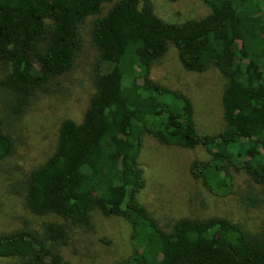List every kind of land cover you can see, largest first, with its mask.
Segmentation results:
<instances>
[{"label": "trees", "instance_id": "1", "mask_svg": "<svg viewBox=\"0 0 264 264\" xmlns=\"http://www.w3.org/2000/svg\"><path fill=\"white\" fill-rule=\"evenodd\" d=\"M199 1L207 14L172 23L155 15L151 0H0V88L11 118L70 69L79 28L96 16L88 107L79 123H59L52 153L23 182L26 209L58 221L40 231L0 232V258L63 264L60 247L70 228L92 230L97 212L130 227L133 251L115 264H264L262 229L220 216L179 218L163 229L136 200L144 187L137 157L146 136L202 148L206 159L191 161L188 172L212 194H228L237 172L264 194V0ZM169 45L185 71L212 67L225 79L216 134L197 133L188 98L151 79V66ZM12 148L0 126V160Z\"/></svg>", "mask_w": 264, "mask_h": 264}, {"label": "rangeland", "instance_id": "2", "mask_svg": "<svg viewBox=\"0 0 264 264\" xmlns=\"http://www.w3.org/2000/svg\"><path fill=\"white\" fill-rule=\"evenodd\" d=\"M151 3L155 15L166 22L179 23L208 13V8L199 0H151ZM108 8L104 5L101 14ZM95 17H87L79 28L81 46L70 69L36 92L20 116L6 115L7 94L0 88V126L13 144L11 153L0 160V232L22 228L40 231L44 223L58 221L51 216H36L26 209L23 182L52 153L59 123L65 119L79 123L88 107L96 62L89 31ZM150 75L157 84L188 98L197 133L216 134L222 129L221 95L225 79L219 71L212 67L199 73L185 71L175 48L169 45L151 66ZM204 159L206 154L200 147L185 149L144 137L137 157L144 187L136 200L163 229L179 218L220 216L241 223L251 231H264L261 189L243 172H237L232 174L228 194L210 193L188 172L191 161ZM247 197L258 198L262 204L254 208L246 201ZM91 221L90 231L70 228L66 244L60 247L63 264H115L130 256L134 244L125 221L97 212H92ZM0 264L19 263L12 258H0Z\"/></svg>", "mask_w": 264, "mask_h": 264}]
</instances>
